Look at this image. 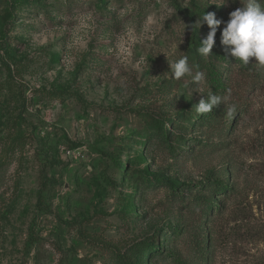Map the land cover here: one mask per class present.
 I'll use <instances>...</instances> for the list:
<instances>
[{
	"label": "rangeland",
	"instance_id": "374dc122",
	"mask_svg": "<svg viewBox=\"0 0 264 264\" xmlns=\"http://www.w3.org/2000/svg\"><path fill=\"white\" fill-rule=\"evenodd\" d=\"M241 7L0 0V264H264V67L197 51Z\"/></svg>",
	"mask_w": 264,
	"mask_h": 264
},
{
	"label": "clouds",
	"instance_id": "9594fccd",
	"mask_svg": "<svg viewBox=\"0 0 264 264\" xmlns=\"http://www.w3.org/2000/svg\"><path fill=\"white\" fill-rule=\"evenodd\" d=\"M243 7L230 13L229 20L224 22L216 18L215 12L204 13L199 16L195 25L199 28L207 24L210 31L205 39L200 42L197 51L202 56H208L216 44V33L218 27L223 23L224 28L221 33L220 43L225 52L235 60L244 65L250 63L251 58H255L256 64L264 67V6L258 0H241ZM189 27V26H188ZM193 28V26H192ZM170 71L174 79L179 80L185 75H191L192 68L188 63L187 57H182L174 63L169 62ZM193 82L198 87L205 82V74L197 72L193 76ZM226 97L208 94L207 99H201L195 104V111L198 114H206L226 102ZM235 111V106L228 110L231 115Z\"/></svg>",
	"mask_w": 264,
	"mask_h": 264
}]
</instances>
